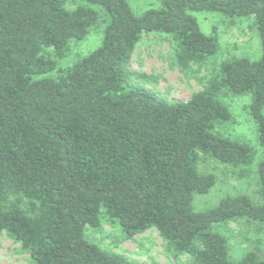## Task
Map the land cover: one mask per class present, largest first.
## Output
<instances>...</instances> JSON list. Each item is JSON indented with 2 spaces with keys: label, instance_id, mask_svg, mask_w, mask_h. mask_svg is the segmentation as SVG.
I'll return each instance as SVG.
<instances>
[{
  "label": "trees",
  "instance_id": "1",
  "mask_svg": "<svg viewBox=\"0 0 264 264\" xmlns=\"http://www.w3.org/2000/svg\"><path fill=\"white\" fill-rule=\"evenodd\" d=\"M160 1L138 16L128 0H0V237L20 244L32 264H142L87 239L86 228L104 218L127 239L158 230L189 264H264L261 248L231 261L228 238L214 231L264 225V204L238 195L209 211L193 207L217 182L200 163L214 159L237 173L255 159L251 146L216 131L233 119L227 93L252 94L264 148V0ZM94 7L106 15L101 46L57 68L71 42L99 24ZM197 13L254 19L261 58L224 59L188 101L138 85L156 80L131 66L144 36L170 37L184 71L218 55L219 37L203 32ZM255 173L264 201V159Z\"/></svg>",
  "mask_w": 264,
  "mask_h": 264
},
{
  "label": "rangeland",
  "instance_id": "2",
  "mask_svg": "<svg viewBox=\"0 0 264 264\" xmlns=\"http://www.w3.org/2000/svg\"><path fill=\"white\" fill-rule=\"evenodd\" d=\"M135 15L141 16L151 9L161 6L160 0H128ZM71 9L75 5L70 6ZM100 14V22L90 30L83 41H72L66 57L57 61V68L68 69L82 57L90 54L102 44L106 15L99 7H94ZM203 32L207 35L216 34L220 40V52L206 64L192 65L190 69L182 70L175 59V43L166 36L151 34L144 36L132 57V69L144 73L156 80H136L140 86L153 89L169 100L188 101L192 95L206 85L221 61L230 57H245L257 61L262 56L260 35L255 27L254 19H236L216 13L195 14ZM215 30V31H214ZM58 70V69H57ZM48 74L51 78L58 77V71ZM251 93L234 95L227 93L222 102L232 113V121L217 127V133L242 141L255 151L253 164L248 168H238L245 176L238 177L239 172H232L214 159H206L199 165L203 172L208 170L216 176L217 182L207 194L195 195L194 210L205 212L216 208L224 198L247 195L256 203L264 204L257 194L258 184L255 170L264 159V148L259 144L257 124L250 114ZM213 160V161H212ZM202 166V168H201ZM246 222V221H245ZM214 231L228 238L229 258L238 262L245 255L258 248L264 250V225L258 221L233 222L227 225H215ZM86 236L92 243L102 249L117 253L131 262L150 264H189L190 256L178 254L169 247L159 231L150 229L132 239H127L121 227L114 221L104 218L101 227L93 229L88 226ZM190 261V262H189ZM0 264H32L30 256L21 249L20 244L14 242L7 235L0 237Z\"/></svg>",
  "mask_w": 264,
  "mask_h": 264
}]
</instances>
